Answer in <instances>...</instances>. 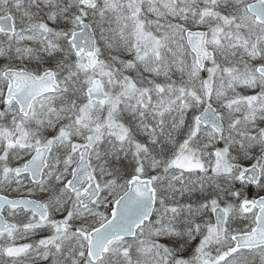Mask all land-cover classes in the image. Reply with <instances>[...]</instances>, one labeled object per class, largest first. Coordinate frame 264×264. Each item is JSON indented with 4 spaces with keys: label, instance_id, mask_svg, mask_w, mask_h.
<instances>
[{
    "label": "snow or ice",
    "instance_id": "6c2138e0",
    "mask_svg": "<svg viewBox=\"0 0 264 264\" xmlns=\"http://www.w3.org/2000/svg\"><path fill=\"white\" fill-rule=\"evenodd\" d=\"M0 264H264V0H0Z\"/></svg>",
    "mask_w": 264,
    "mask_h": 264
}]
</instances>
